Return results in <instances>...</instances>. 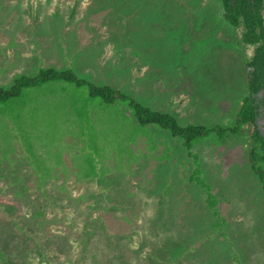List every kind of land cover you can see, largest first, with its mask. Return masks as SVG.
Returning a JSON list of instances; mask_svg holds the SVG:
<instances>
[{
  "label": "rangeland",
  "instance_id": "rangeland-1",
  "mask_svg": "<svg viewBox=\"0 0 264 264\" xmlns=\"http://www.w3.org/2000/svg\"><path fill=\"white\" fill-rule=\"evenodd\" d=\"M253 53L221 0H0V84L71 68L182 124L233 125ZM252 147L250 125L188 150L86 87L27 89L0 103V246L9 264H264Z\"/></svg>",
  "mask_w": 264,
  "mask_h": 264
},
{
  "label": "trees",
  "instance_id": "trees-1",
  "mask_svg": "<svg viewBox=\"0 0 264 264\" xmlns=\"http://www.w3.org/2000/svg\"><path fill=\"white\" fill-rule=\"evenodd\" d=\"M224 19L232 26L242 27V39L254 47L248 65L250 67L247 93L242 99L233 125L182 124L170 112L144 105L131 94L108 84H98L79 76L73 69H58L51 66L39 68L34 74H19L10 84H0V103L18 98L31 88L50 82H65L86 87L88 96L95 105L107 107L124 106L141 126H153L168 131L179 138L190 150L197 139L215 133L221 138L241 132L244 125L251 126L253 147L250 151L252 169L264 186V130L257 124L258 108H264V0H221ZM194 170V169H193ZM195 172V171H193ZM195 177L192 173L191 179ZM0 264H9L8 256L0 246Z\"/></svg>",
  "mask_w": 264,
  "mask_h": 264
}]
</instances>
